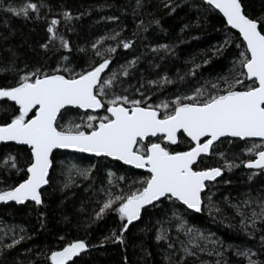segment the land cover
<instances>
[{"label": "trees", "instance_id": "trees-1", "mask_svg": "<svg viewBox=\"0 0 264 264\" xmlns=\"http://www.w3.org/2000/svg\"><path fill=\"white\" fill-rule=\"evenodd\" d=\"M26 2L28 0H4V7H19ZM31 2L40 3L41 0ZM175 2L180 7L173 12L164 8L161 0H141L139 8L136 0H44L50 8L41 9L39 18L32 14L30 19L0 10V87L9 86L16 78L13 71L4 69L41 68L50 72L57 67H67L79 72L90 59L99 60L91 45L101 37L119 32L117 40L107 39L102 41V47L98 45L102 52L109 46L117 49L112 54L107 75L133 60L137 61L129 68L127 77L120 76L122 84L115 91L128 89L123 94L138 99L136 90L139 89L151 97L149 103L152 104L174 99L176 94H190L205 80L214 81L217 76L226 75L242 49L236 47L240 43L235 39L238 34L230 30L226 37L223 19L216 12L205 11L202 0ZM241 3L243 11L251 18L264 17V0H241ZM64 11L70 12L71 21H64ZM52 18L61 21L58 31L69 41L70 50L60 47L59 40L55 44L49 42L46 28ZM141 21L146 30L137 28ZM226 38L233 42L223 49L222 54L214 56L216 46L223 45ZM120 40L132 41V46L126 50L119 45ZM44 44L49 45L47 49L42 47ZM160 45H168L172 51H153ZM65 56L67 61L63 59ZM206 59L210 62L204 64ZM194 64L201 65L196 76H187L181 81L179 76H184ZM165 76L174 83L149 84V81H160ZM9 105L12 103L0 101V123L10 121ZM229 140L218 143L213 153L201 159L197 166L198 169L220 167L223 173L222 178L208 185L202 194L200 214L190 213L179 204L174 206L165 201L142 211L141 218L124 234V244L107 242L103 246L99 245L104 237L121 227L115 213H107L100 219L95 215L100 207L98 202L106 199L100 189L109 188L108 173L114 174L111 177L114 187L109 190L115 194H120L121 189L127 192L139 187L135 182L147 174L107 159L54 153L50 184L42 192L41 205L0 206V237L2 229L4 232L13 229L12 236L16 234L14 239L20 240L13 248L6 249L2 245L11 244L13 240L0 238V264H50L47 256L51 251L60 250L74 240L85 241L88 249L74 258L75 264H168L165 257L171 254L172 249L167 247L168 241L156 240L157 230L161 227L166 229L179 249L178 240L187 242L183 232L177 230L180 223L216 242L208 243L204 252L196 249L195 256L186 258V264H247V259L238 255V251L255 253L251 259L264 264V241L261 239L264 237V221H258L254 229H244L241 217L231 207L251 200L252 203L248 207L241 206V210L246 216H250L253 210L259 211L257 204L264 198V173L246 170L236 159L238 156L248 158L241 154L244 143L238 140L228 143ZM172 149L186 150L187 145L181 143ZM220 153L227 161H234L239 166L226 167V160ZM29 156L30 152L25 147L0 146V189L19 183L23 175L22 172L17 174L8 158L14 157L17 167L25 169ZM69 169H72L71 173ZM76 169H89L88 177L80 176ZM66 183H69L68 187H64ZM215 208L220 211H215ZM173 212L181 219L173 218ZM199 243L204 247V241ZM179 255L177 252L174 258Z\"/></svg>", "mask_w": 264, "mask_h": 264}, {"label": "snow or ice", "instance_id": "snow-or-ice-1", "mask_svg": "<svg viewBox=\"0 0 264 264\" xmlns=\"http://www.w3.org/2000/svg\"><path fill=\"white\" fill-rule=\"evenodd\" d=\"M161 3L173 12L180 7L175 0H161ZM136 5L139 8L141 0H136ZM202 6L205 11L222 14L226 37L228 31L236 30L238 36L235 39L240 41L236 47L242 50L226 75L217 76L214 81L205 80L190 94H176L174 99L152 104L149 103L151 97L139 89L136 90L140 97L138 99L123 94L128 89L115 91L122 84L120 76L127 77L129 68L137 61L133 60L107 75L112 54L117 49L109 46L102 52L98 45L102 47V41L107 39L117 40L119 32L101 37L93 43L91 48L99 60L90 59L79 72L67 67H57L50 72L41 68L4 69L13 71L16 78L9 86L0 87V101L12 102L9 105L10 121L0 123V142L25 145L30 156L25 169L17 167L14 157L8 158L10 166L17 169V174L22 172L23 175L19 183L0 189V202L23 204L32 201L37 206L41 205V190L50 184L54 150L69 149L121 161L135 169L146 170L147 175L135 182L139 187L127 192L121 189L120 194H115L109 190L114 187L111 179L114 174L109 172V188L100 189L106 199L98 202L100 207L95 215L100 219L107 213H115L121 222L119 231L113 229L99 246L107 242L124 244V234L130 225L141 218L146 206L157 207L168 201L171 205L186 206V209L197 213L202 211V193L208 187L206 182L215 181L221 176L222 169H198L197 166L203 156L211 155L217 144L223 142L221 138L242 141L245 148L241 154L248 158L238 156L236 159L247 169L264 170V17L251 18L243 11L241 0H202ZM45 7L50 8L44 0L40 3L28 0L19 7H4V0H0V10L25 19H30L32 14H37L39 18L41 9ZM62 16L65 22L73 19L68 11H64ZM60 23L57 18L48 22V40L53 44L59 40L60 47L70 50L69 41L59 34ZM137 28L146 30L143 21ZM232 42V39L226 38L223 45L216 46L213 55L222 54L223 49ZM119 45L127 50L132 46V41L120 40ZM48 46L42 45L45 49ZM161 49L172 51L168 45H160L159 49L153 51ZM63 59L67 61L68 57ZM209 62L208 59L203 61L204 64ZM200 67V64H194L179 79L183 81L187 76L195 77ZM172 83L174 81L166 76L160 81H149V84L157 86ZM181 143L187 145L186 150L172 149L173 145ZM219 155L226 160L223 153ZM225 166L231 169L239 165L226 160ZM76 171L87 178L90 170ZM69 183L64 187H68ZM208 200L211 204L210 196ZM251 203V200H245L241 204L231 205L241 217L240 223L244 229H254L258 221H264V198L257 204L259 211L253 210L250 216H246L241 206L248 207ZM215 211L219 212L220 209L215 208ZM173 218L181 219L175 212ZM177 230L187 237V242L178 240L179 249L167 235L166 229L161 227L157 230L156 240L168 241L167 247L172 249L171 254L165 257L168 264H186V258L195 256L196 249L204 252L208 243H216L183 223L179 224ZM261 239L264 241V237ZM199 241L205 242L204 247ZM19 242L13 239L11 244L2 247L11 249ZM86 250L85 241H70L60 250L51 251L47 260L50 264H75L74 258ZM177 252L180 255L174 258ZM237 254L246 258L247 264H259L251 259L255 253L238 251Z\"/></svg>", "mask_w": 264, "mask_h": 264}, {"label": "water", "instance_id": "water-1", "mask_svg": "<svg viewBox=\"0 0 264 264\" xmlns=\"http://www.w3.org/2000/svg\"><path fill=\"white\" fill-rule=\"evenodd\" d=\"M220 16H221V18L223 19V17H222V14H219ZM233 32H235L236 33V30H232ZM236 34H238V33H236ZM107 71V70H106ZM102 75H104V74H102ZM10 103H12V102H10ZM83 110H81V112H82ZM150 139H155V138H150ZM222 140H226V139H231V140H238L237 138H221ZM239 141V140H238ZM242 142V141H241ZM258 142V141H257ZM7 144H11V145H14V146H18V147H25V148H27V146H25V145H17L15 142H0V146H2V145H7ZM177 145H173L172 147H176ZM28 149V148H27ZM56 152H62V153H70V154H77V155H83V156H87V157H92V158H96V159H107V160H109V161H111V162H115V163H118V164H120V165H122V166H124V167H126V168H131V169H133V170H135V171H137V172H141V173H145V174H147V172H146V170H144V169H135L133 166H130V165H124L123 164V162H121V161H116V160H113L112 158H106V157H95L94 155H92V154H87V153H78V152H75V151H73V150H69V149H58V150H54V153H56ZM210 155H208V156H203L201 159H204V158H208ZM200 159V160H201ZM245 168V167H244ZM246 170H248V171H250V172H263L264 173V170H260V169H247V168H245ZM50 171H51V169H50ZM222 176H223V173L221 174V176H219V177H217L216 178V180L215 181H211V182H206L208 185H211V184H214V183H216V182H218L221 178H222ZM47 186L48 185H46V186H44L43 188H42V192L47 188ZM206 190V189H205ZM205 192V191H204ZM203 192V193H204ZM202 193V194H203ZM28 203H30V204H34V202H32V201H26L25 203H23V204H17L15 201H7V202H0V206H8V205H16V206H24V205H26V204H28ZM182 206V205H181ZM150 207H152V206H146V208L145 209H143L142 211H144V210H146V209H148V208H150ZM185 209H186V206H183ZM188 212H190V213H193V214H196V215H198V214H200L201 212H199V213H197V212H195L194 210H189V209H186ZM88 251V249L85 251V252H87ZM85 252H83V253H85Z\"/></svg>", "mask_w": 264, "mask_h": 264}, {"label": "rangeland", "instance_id": "rangeland-1", "mask_svg": "<svg viewBox=\"0 0 264 264\" xmlns=\"http://www.w3.org/2000/svg\"><path fill=\"white\" fill-rule=\"evenodd\" d=\"M12 231L14 232L13 229H12ZM12 231L9 232V229H8V230H5V232H4V230L2 229V232H1L2 236L0 238L1 239L9 238L10 239L9 241L13 240L16 237L15 236L16 234L12 236V233H13Z\"/></svg>", "mask_w": 264, "mask_h": 264}, {"label": "flooded vegetation", "instance_id": "flooded-vegetation-1", "mask_svg": "<svg viewBox=\"0 0 264 264\" xmlns=\"http://www.w3.org/2000/svg\"><path fill=\"white\" fill-rule=\"evenodd\" d=\"M154 140V139H153ZM172 148H174V147H172Z\"/></svg>", "mask_w": 264, "mask_h": 264}]
</instances>
